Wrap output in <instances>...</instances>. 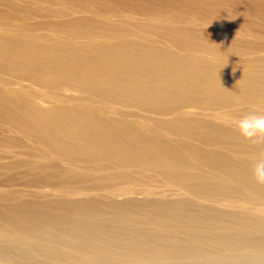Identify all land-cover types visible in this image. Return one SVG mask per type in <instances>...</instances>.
<instances>
[{"label": "bare ground", "instance_id": "obj_1", "mask_svg": "<svg viewBox=\"0 0 264 264\" xmlns=\"http://www.w3.org/2000/svg\"><path fill=\"white\" fill-rule=\"evenodd\" d=\"M12 1L0 0L7 7L0 23L10 28L0 29V72L16 80L0 84V122L49 162L80 159L88 164L86 176L101 178L99 185L85 189L91 193L104 188L126 195L131 189L126 184L137 179L136 173L157 171L188 196L214 204L217 197L237 198L231 205L244 210L242 219L231 220L204 213V221L213 225L203 229L182 212L186 207L173 205L167 216L155 214L157 229L188 236L177 244H144L155 230L140 223L138 233L103 228L111 244L83 227L60 233L25 230L20 239L30 252L49 254L52 264H157L159 255L152 251L167 258L190 252L196 264H248L250 250L264 264V247L250 241L264 236V221L254 218L253 209L246 211L251 204L264 215V60L240 59L228 45L218 44L221 40L209 42L216 38L210 31L196 32L172 15L150 18L145 25L125 18L112 24L108 14L113 10H99L100 19L82 20L50 6L56 12L50 11V21L39 24L29 23L33 12ZM247 50L237 48V55ZM54 89L76 90L82 96L66 99ZM206 169L224 178L214 177L204 191L185 186L194 180L193 172ZM78 205L74 212L83 207ZM130 220L136 222L133 216ZM217 222L221 232L209 239ZM1 238L11 243L18 239L8 233ZM210 242L222 251L220 256L241 254L229 255L232 262L225 263L213 251L196 248ZM107 249L120 254L115 257Z\"/></svg>", "mask_w": 264, "mask_h": 264}, {"label": "rangeland", "instance_id": "obj_2", "mask_svg": "<svg viewBox=\"0 0 264 264\" xmlns=\"http://www.w3.org/2000/svg\"><path fill=\"white\" fill-rule=\"evenodd\" d=\"M40 1L41 2H39V0H13L12 2L18 4V6L22 8L32 11L33 13L30 14L32 18L29 20V23L39 24L50 21L52 15L50 16L49 13L56 9L54 7H57L58 11L61 10L62 13L69 16L67 18H83L82 20H92L95 17L96 19L98 17L100 19L102 16H99V10H113L115 12L108 14L111 16H108V18L111 20L112 24H117L120 19L125 18L131 22L145 25L150 18L161 20L160 17L162 16L172 15L183 23H188L186 25L195 28L196 32L204 33L205 30H202V28L206 29L208 32L210 31L216 38L207 39L210 40L209 42L217 43L216 39L221 40L218 41V44L224 43L228 45L227 48L230 47L228 50H232L233 54L240 59L254 60L259 58L264 60V0ZM50 6L54 7L51 8ZM86 8L87 10L90 9L91 13H77V11H85ZM6 9V5L0 3V13ZM92 11H97L98 16L92 14ZM151 14L155 15L152 16ZM4 23L5 22L0 23L3 24L0 25V29L6 32L10 30V28L4 26ZM209 24H211L212 27L209 26ZM221 27L227 28V31L222 30ZM13 30L16 33L19 32L17 28ZM45 34L47 33L45 32ZM237 48H248V50L244 54L240 52V54L237 55L239 52ZM15 81L16 80L11 78L10 74L0 72L1 86L15 84ZM20 83L22 84L21 86H24V84L26 85L24 82ZM33 88L37 89L39 92L41 91L39 88ZM74 91L76 90H52V92L60 94L66 99H75L82 96L81 93ZM26 144L25 139L18 132L12 130L7 124L0 122V264H52L49 259V254L36 255L30 252L25 242L20 239L21 232L25 230H46L60 233L69 232L76 227H83L86 230L90 229L94 232H99V234L96 233V235H99V238L106 242V244H111L113 240L107 233H102L103 228L106 229V232L111 231V229H124L125 231L128 230V232L138 233L139 230H142L137 225V223H140L150 228L151 231L155 230L154 236H146L144 239V244L151 246L161 240H166L168 242L175 241V244L187 240L188 236L185 234L167 233L157 229V226H155V222L158 219L155 217V214L167 216L170 211H173L171 210L173 205V209L176 208L175 206L186 207L182 212L195 220V224L198 225L200 229H203L201 227H204V225L208 227L213 225L211 221H204V213L209 216L212 215L210 217L223 218L225 220L235 219L236 217L237 219H242L241 213L244 210L238 209L230 203L231 200L234 201V199L237 198L217 197L216 200L219 199V201H217V204H214L207 200H202L200 196H188V194H184L185 190L183 188L181 190V187L167 183L157 171L142 175L136 173V178L139 180L133 179L134 183L126 184L129 189H132H130L129 194L121 196L115 195V193L107 189L102 188L103 191L98 187L99 190L91 193V191L89 192L85 189L89 186L93 187V185H99L101 178L92 176V174V177L86 176V170L90 167L88 164L82 163L80 159L54 164L51 161H47L46 156H38L36 152H34L36 150L29 144H27L28 147H24ZM42 158L46 159L43 160ZM52 166H55L54 170ZM191 175H193V177L195 176L192 181L193 183L190 182L185 186L188 189L197 186L199 189L203 188V191L206 186L208 187L214 182V177L224 178V175H219L212 170L207 171V169L203 172L195 171ZM87 183L89 185H87ZM80 192L81 194H79ZM87 204L92 207L89 206L90 209H87L84 207V205ZM77 205H83V207L74 212L72 209ZM247 207L248 209H246V211L253 209L254 218L256 220L264 221V215L256 212L253 205L250 204L247 205ZM175 213L177 212L175 211ZM128 215L136 219V224L132 220L129 221ZM174 223L173 225L175 227H180V223ZM219 227L220 224L217 222L213 234L207 235L212 236L209 237V239L218 238V232H221ZM2 233H8L18 239L15 243L8 242L1 238ZM194 234L198 235L200 231ZM70 238L71 240L74 239L73 237ZM250 241L252 243L251 245H258L260 249L264 247V236L262 235L254 236ZM212 242L214 244L217 243L216 241ZM216 245L219 246V244ZM196 248L204 251H213L214 255L216 254L215 256L221 257V259L223 257V262L225 263H230L229 261L232 262L231 256L234 258L236 255L238 256V254H241L239 251H237V253L236 251H229L228 253H223V256H220L221 250L211 245V242L208 245H204L202 248ZM254 249L252 250L256 251ZM107 250L114 252L113 249ZM152 252L159 255L158 258L160 261L157 264H196V262L193 261V256L195 254L190 252H184V254L175 253V258L164 257V255L159 254L157 251ZM118 254L120 253L114 252L113 256L116 257ZM246 254H248V264L259 263L256 261V257L251 256L250 250L247 251ZM181 261L183 263H181ZM87 264L95 263L90 262ZM125 264H129V262Z\"/></svg>", "mask_w": 264, "mask_h": 264}]
</instances>
